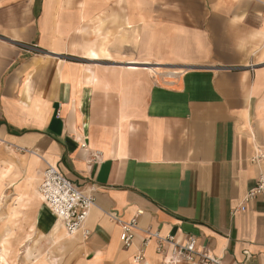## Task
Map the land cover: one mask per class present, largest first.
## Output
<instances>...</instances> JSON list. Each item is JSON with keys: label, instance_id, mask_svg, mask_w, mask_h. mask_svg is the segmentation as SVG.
Instances as JSON below:
<instances>
[{"label": "crops", "instance_id": "crops-1", "mask_svg": "<svg viewBox=\"0 0 264 264\" xmlns=\"http://www.w3.org/2000/svg\"><path fill=\"white\" fill-rule=\"evenodd\" d=\"M261 153L264 0H0V197L65 264H164L154 238L134 261L147 232L264 264V195L240 209ZM47 164L94 197L73 235Z\"/></svg>", "mask_w": 264, "mask_h": 264}, {"label": "built area", "instance_id": "built-area-1", "mask_svg": "<svg viewBox=\"0 0 264 264\" xmlns=\"http://www.w3.org/2000/svg\"><path fill=\"white\" fill-rule=\"evenodd\" d=\"M19 47L26 52L38 50L27 44H20ZM82 146L84 147V145ZM262 159H264V153L257 155L255 160ZM38 192L51 214L61 223L68 235L75 234L83 227L94 205L92 195L80 191L51 164H47L43 171ZM259 195H264V171H261L255 185L246 193L240 209L245 210V205ZM108 215L120 223L119 240L122 246L124 248L131 247L135 231L138 229L136 220L120 221L114 214ZM151 238L156 240V252L158 254L165 253L164 264H220L207 249L198 245L196 237L190 235L184 243H180L173 236L169 234L161 236L159 232L146 233L141 247L133 256L135 262L143 260L145 247Z\"/></svg>", "mask_w": 264, "mask_h": 264}, {"label": "rangeland", "instance_id": "rangeland-1", "mask_svg": "<svg viewBox=\"0 0 264 264\" xmlns=\"http://www.w3.org/2000/svg\"><path fill=\"white\" fill-rule=\"evenodd\" d=\"M11 202L0 197V264H65L61 249L52 251L45 238L18 234L14 220L19 219Z\"/></svg>", "mask_w": 264, "mask_h": 264}, {"label": "bare ground", "instance_id": "bare-ground-1", "mask_svg": "<svg viewBox=\"0 0 264 264\" xmlns=\"http://www.w3.org/2000/svg\"><path fill=\"white\" fill-rule=\"evenodd\" d=\"M38 196H40V194H39ZM40 198H41V196H40ZM41 199H42V198H41Z\"/></svg>", "mask_w": 264, "mask_h": 264}]
</instances>
